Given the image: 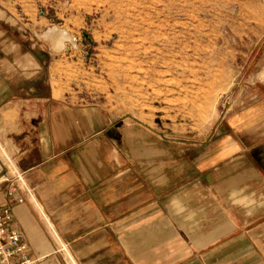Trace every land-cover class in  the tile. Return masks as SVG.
Listing matches in <instances>:
<instances>
[{
    "label": "crops",
    "instance_id": "0c3cea01",
    "mask_svg": "<svg viewBox=\"0 0 264 264\" xmlns=\"http://www.w3.org/2000/svg\"><path fill=\"white\" fill-rule=\"evenodd\" d=\"M240 1L264 30V0ZM0 24V140L23 176L0 203L35 264H264V81L210 139L175 142L31 91L43 62Z\"/></svg>",
    "mask_w": 264,
    "mask_h": 264
},
{
    "label": "rangeland",
    "instance_id": "374dc122",
    "mask_svg": "<svg viewBox=\"0 0 264 264\" xmlns=\"http://www.w3.org/2000/svg\"><path fill=\"white\" fill-rule=\"evenodd\" d=\"M240 3L0 0V20L43 62L44 84L30 80L31 91L44 86L63 103H99L167 140L199 143L253 103L252 89L264 81V30H254ZM60 32L68 36L58 49ZM7 157L0 140L3 170Z\"/></svg>",
    "mask_w": 264,
    "mask_h": 264
},
{
    "label": "built area",
    "instance_id": "2783aa9c",
    "mask_svg": "<svg viewBox=\"0 0 264 264\" xmlns=\"http://www.w3.org/2000/svg\"><path fill=\"white\" fill-rule=\"evenodd\" d=\"M7 159L9 165H6V170L0 168V181H11L15 177L23 182L22 172L17 169L11 157ZM16 190L17 187L12 185L7 189V195L14 194ZM22 200L21 196L17 199L19 202ZM13 221L14 214L11 205L0 203V264H35L37 259L28 254L22 233L12 226Z\"/></svg>",
    "mask_w": 264,
    "mask_h": 264
},
{
    "label": "bare ground",
    "instance_id": "6f19581e",
    "mask_svg": "<svg viewBox=\"0 0 264 264\" xmlns=\"http://www.w3.org/2000/svg\"><path fill=\"white\" fill-rule=\"evenodd\" d=\"M66 34H62V32H60L59 34L53 36L54 37V41H55V44L58 46V49H59V46H61L63 44V40L66 38ZM63 46V45H62Z\"/></svg>",
    "mask_w": 264,
    "mask_h": 264
}]
</instances>
